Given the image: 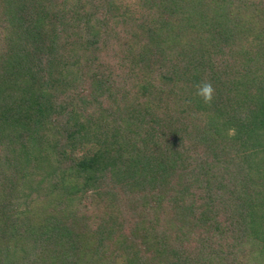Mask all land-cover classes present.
<instances>
[{"label": "trees", "instance_id": "obj_1", "mask_svg": "<svg viewBox=\"0 0 264 264\" xmlns=\"http://www.w3.org/2000/svg\"><path fill=\"white\" fill-rule=\"evenodd\" d=\"M0 264H264V0H0Z\"/></svg>", "mask_w": 264, "mask_h": 264}, {"label": "clouds", "instance_id": "obj_2", "mask_svg": "<svg viewBox=\"0 0 264 264\" xmlns=\"http://www.w3.org/2000/svg\"><path fill=\"white\" fill-rule=\"evenodd\" d=\"M215 89L212 87L210 83H204L197 89V95L201 97L205 102H210Z\"/></svg>", "mask_w": 264, "mask_h": 264}, {"label": "rangeland", "instance_id": "obj_3", "mask_svg": "<svg viewBox=\"0 0 264 264\" xmlns=\"http://www.w3.org/2000/svg\"><path fill=\"white\" fill-rule=\"evenodd\" d=\"M136 0H130V2L134 3Z\"/></svg>", "mask_w": 264, "mask_h": 264}]
</instances>
